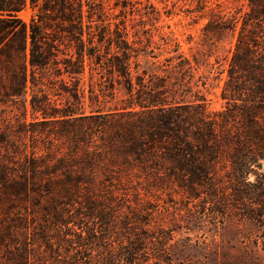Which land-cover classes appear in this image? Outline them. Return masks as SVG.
I'll list each match as a JSON object with an SVG mask.
<instances>
[{"label": "trees", "instance_id": "obj_1", "mask_svg": "<svg viewBox=\"0 0 264 264\" xmlns=\"http://www.w3.org/2000/svg\"><path fill=\"white\" fill-rule=\"evenodd\" d=\"M121 1L0 0V264H170L166 215L140 194L264 221V0H192L205 35L235 33L220 110L181 53L139 68L128 30L149 12Z\"/></svg>", "mask_w": 264, "mask_h": 264}, {"label": "rangeland", "instance_id": "obj_2", "mask_svg": "<svg viewBox=\"0 0 264 264\" xmlns=\"http://www.w3.org/2000/svg\"><path fill=\"white\" fill-rule=\"evenodd\" d=\"M104 1L110 7L109 11L118 13L120 7L114 6L116 0ZM133 1L135 0H131V3ZM223 1L246 8V0ZM141 2L140 6L145 5L149 12V19L144 18L145 24L138 25L137 28L148 30H138L136 34V30H128L129 39L139 36V46L144 48L138 56L139 68L152 70L153 62L161 65L165 58L181 53L192 64L193 89H199L204 94L209 109H222L224 100L220 93L226 78L225 68L235 41V33L227 31L219 38L205 35L202 27L206 17H200L194 11L195 3L192 0ZM152 9L155 10L154 15L150 13ZM31 13V9L27 7L18 12V16L28 21ZM127 17L138 18V15L128 14ZM127 22L130 28L131 21ZM184 70L186 68L181 71ZM99 99L102 100V97ZM115 101L106 97L100 106H104L105 110L113 109ZM85 105L86 111H89L97 103H91L88 96H85ZM27 119L30 117L27 116ZM259 171L264 172V162ZM253 178L254 176H250V180ZM120 196L126 199L125 203L133 204L132 194ZM140 197L166 215L163 227L170 230L171 238L166 247L171 258L170 264H264V221L236 216L213 219L207 210H200L201 205L196 199L187 201L189 199L182 194H140ZM92 249L91 253L95 254L96 247L93 246ZM161 263L169 264L166 261Z\"/></svg>", "mask_w": 264, "mask_h": 264}]
</instances>
